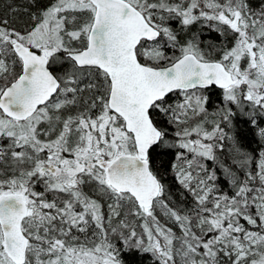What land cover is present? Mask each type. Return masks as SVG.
Segmentation results:
<instances>
[{
	"label": "snow or ice",
	"instance_id": "1",
	"mask_svg": "<svg viewBox=\"0 0 264 264\" xmlns=\"http://www.w3.org/2000/svg\"><path fill=\"white\" fill-rule=\"evenodd\" d=\"M0 13V264H264V0H32Z\"/></svg>",
	"mask_w": 264,
	"mask_h": 264
},
{
	"label": "trees",
	"instance_id": "2",
	"mask_svg": "<svg viewBox=\"0 0 264 264\" xmlns=\"http://www.w3.org/2000/svg\"><path fill=\"white\" fill-rule=\"evenodd\" d=\"M31 2L32 0H0V13H2L5 3H13L21 7V11L17 13V15L26 19V13L23 11V8L29 6Z\"/></svg>",
	"mask_w": 264,
	"mask_h": 264
}]
</instances>
